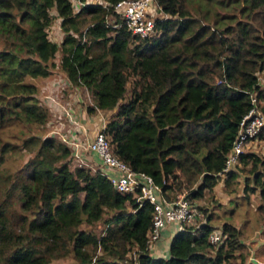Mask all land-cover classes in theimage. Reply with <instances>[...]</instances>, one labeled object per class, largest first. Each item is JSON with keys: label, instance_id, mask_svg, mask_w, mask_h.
Returning <instances> with one entry per match:
<instances>
[{"label": "trees", "instance_id": "16d2710c", "mask_svg": "<svg viewBox=\"0 0 264 264\" xmlns=\"http://www.w3.org/2000/svg\"><path fill=\"white\" fill-rule=\"evenodd\" d=\"M117 1L0 0V130L15 123L36 129L20 131L16 142L0 132V264H50L66 256L73 264H245L238 228L228 222L213 228L202 214L201 222L174 232L166 256L152 255L151 205L116 191L101 171L76 166L58 135L41 134L59 114L47 96L63 104L69 92L85 89L86 113L113 111L103 129L113 154L149 175L163 198L189 189L184 196L194 206L221 178L227 185L242 171L244 197L258 194L264 224L257 141L224 170L250 93L264 113L258 83L264 0H154L165 17L153 20L150 38L125 28L113 11ZM54 18L59 43L47 34ZM55 68L62 76L40 96L32 80ZM257 140H264V128ZM15 151L29 156L3 171ZM214 229L215 245L207 240Z\"/></svg>", "mask_w": 264, "mask_h": 264}, {"label": "built area", "instance_id": "2783aa9c", "mask_svg": "<svg viewBox=\"0 0 264 264\" xmlns=\"http://www.w3.org/2000/svg\"><path fill=\"white\" fill-rule=\"evenodd\" d=\"M113 11L125 28L132 35H137L140 38H150L154 34L153 20L157 16V12L161 14L157 16L158 18L165 17L159 11L154 0H120L114 4ZM108 24L113 28L117 26L112 19L108 21ZM50 87L52 89V83ZM47 97L50 100L49 105H51V108L59 113L58 116L62 115L68 118L69 123L75 126V128L67 130L64 134L53 129L49 133L52 135L56 133L61 141L69 147L70 155L77 166H85L86 157L94 155L102 169L105 170V173H102L116 191L131 194L136 196L137 201H146L151 205V226L147 230L146 242L149 250L154 248L161 230L166 226L175 224L176 229L181 230L184 226H192V224L198 223L197 219L201 217V213L192 206L184 195H177L175 199L166 200L162 197L159 186L152 181L149 175L133 172L113 154L112 144L103 131L104 125L91 138H88L83 128L79 126L75 116L71 117L68 108L61 104L57 97L50 95ZM260 104L261 101L257 99L255 94L250 93L249 109L238 123L231 147L225 156L224 170L237 162L248 145L257 141L258 133L264 128V113L260 108ZM207 240L213 245L217 244L220 241L219 230L210 231Z\"/></svg>", "mask_w": 264, "mask_h": 264}, {"label": "rangeland", "instance_id": "374dc122", "mask_svg": "<svg viewBox=\"0 0 264 264\" xmlns=\"http://www.w3.org/2000/svg\"><path fill=\"white\" fill-rule=\"evenodd\" d=\"M156 15L160 16L161 14L157 12ZM157 16H155V18H158ZM47 34L49 39H51L52 41L56 43H59L61 41L63 34L60 31L58 27V21L55 18L47 28ZM54 59L58 61V52L55 54ZM33 82L39 84H35V86L37 85L40 96L42 95L41 92H47L43 89H49L50 87V83H40L39 79H33ZM258 83L262 88H264V73L258 74ZM40 84L42 85L40 86ZM129 87L130 82H128L127 84V91ZM51 90L52 89L50 88V91ZM127 95L128 94L126 93L125 97ZM85 96L88 98V94L84 95V97ZM86 97L83 103L85 107L90 104V101L86 100ZM93 114L95 113H92L90 115ZM106 119L104 118V120ZM60 120H63L62 115L53 116V119L49 122V125L44 126V131H42L43 134L41 135H48L49 131L52 129L58 131V133L64 134L67 131L65 130L66 126L64 122H61L60 124ZM20 131H23V133L25 134H29L34 133L36 129H34V127L32 126L27 129L26 127H22L19 124L15 123L3 126L0 130L3 138L15 142L19 139L18 136L20 135ZM54 135L57 134L55 133ZM254 152L260 156H264V140H257L254 146ZM28 156L29 153H27L26 151H15L14 153L8 154L6 155L1 168L3 171L5 170L8 172H13L25 162ZM73 162L75 163V161ZM71 166H73V163ZM238 168L239 167H237L236 169ZM243 175L244 173L242 171H239L238 175L231 179L227 185H224L223 179L221 178L211 192L205 191L203 193V197L197 200H193L192 203L194 207L202 214L203 218L206 216L210 217L209 223L211 224V226H213V228L220 227L223 222L231 223L236 228H238L241 241L244 244L245 251H243V256L245 259V264L246 262H252L253 264H264V224L262 221L261 212L259 209H257V205L259 204V197L257 193L248 195L247 198L244 197L245 193L242 190ZM188 190L189 189H183L181 192H177V194L185 195L186 191ZM201 220L202 218H198L197 222H201ZM81 227L84 229H89L84 224H82ZM102 227L103 226L101 225V223L98 222L93 228L96 232H98L102 229ZM151 254L155 255V253L152 251ZM50 264H73V261L70 256H66L58 259H53L51 260Z\"/></svg>", "mask_w": 264, "mask_h": 264}, {"label": "crops", "instance_id": "0c3cea01", "mask_svg": "<svg viewBox=\"0 0 264 264\" xmlns=\"http://www.w3.org/2000/svg\"><path fill=\"white\" fill-rule=\"evenodd\" d=\"M54 61H55V64L57 65L58 62L55 59H54ZM57 69L58 68H55V70L53 69L51 74L45 78H36V79H39L40 83H43V82L44 83H46V82L50 83V81H53L54 78L62 76L61 72H58V71L56 72ZM35 84L39 85L38 83H35ZM37 85H36V87H37ZM41 85L42 84H40V86ZM87 94L88 93L85 91V89L76 88L74 90V92H69V94H68L69 96L63 97L64 99L61 98V100H62L64 106L68 107V109L71 113V117L75 116V119L78 121L79 126H81V128H83L87 137L91 138L93 136V134L105 124L107 119H109L107 117H110L111 114L113 113V111L112 110L111 111H99V112H95V114H93V115L86 113V111H85L86 107H85V105H83V103H84V100L86 97V96L84 97V95H87ZM86 100L90 101L89 97L88 98L86 97ZM62 117H63V120L62 121L60 120L59 123L60 124H61V122L65 123V126H66L65 130H69V129L72 130L73 128H75L74 125L69 123L68 118H66L64 116H62ZM104 118L105 119L107 118V119L104 120ZM58 120H59V118H58ZM79 131H81V130L79 129ZM86 167L91 171H93L94 169H97V170L105 173V170L102 169L98 159L94 155H88L86 157ZM175 231H176V225L175 224H170L161 230L160 237H159L158 241L155 243L154 249L152 250V252L155 253L154 256L164 257L167 255V246H168L170 238L172 237V235L174 234Z\"/></svg>", "mask_w": 264, "mask_h": 264}, {"label": "clouds", "instance_id": "9594fccd", "mask_svg": "<svg viewBox=\"0 0 264 264\" xmlns=\"http://www.w3.org/2000/svg\"><path fill=\"white\" fill-rule=\"evenodd\" d=\"M96 112H98V111H96ZM74 161V160H73ZM75 164H76V162H75ZM76 166H77V164H76ZM78 167H86V165L85 166H78Z\"/></svg>", "mask_w": 264, "mask_h": 264}]
</instances>
